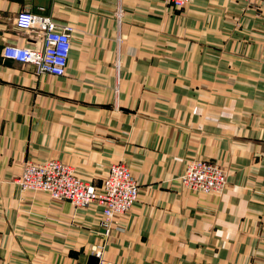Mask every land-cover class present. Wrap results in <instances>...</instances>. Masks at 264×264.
I'll use <instances>...</instances> for the list:
<instances>
[{
    "label": "crops",
    "instance_id": "obj_1",
    "mask_svg": "<svg viewBox=\"0 0 264 264\" xmlns=\"http://www.w3.org/2000/svg\"><path fill=\"white\" fill-rule=\"evenodd\" d=\"M24 8L71 27L66 74L4 59ZM58 159L101 184L129 165L139 198L109 228L17 182ZM220 192L184 188L189 159ZM264 264V4L247 0H0V264Z\"/></svg>",
    "mask_w": 264,
    "mask_h": 264
},
{
    "label": "built area",
    "instance_id": "obj_2",
    "mask_svg": "<svg viewBox=\"0 0 264 264\" xmlns=\"http://www.w3.org/2000/svg\"><path fill=\"white\" fill-rule=\"evenodd\" d=\"M166 1L178 8L190 2V0ZM250 1L259 5L264 4V0ZM15 29L20 34L28 33L36 36L42 46L41 48H31L14 43L4 44L1 51V56L4 59L32 65L37 74L49 73L59 77L66 74L72 45L71 27L69 25L24 8L16 17ZM56 160L57 162L50 161L45 165H40L41 163L38 162H27L24 167L26 170H23L16 179L17 182L20 181L23 190L46 191L53 198L69 200L76 208L87 206L92 201L101 203L104 215V221L101 225L104 227L111 224L110 218L113 214L128 212L135 200L139 198V186L135 179L127 180L125 183L118 181L120 178H125L130 172L123 162L116 163L101 184H91L76 180L69 167L65 164L66 169L58 163L64 164L63 162ZM189 163L191 164L185 166L183 174V176H188L189 185L181 179V182L186 186L206 193L219 192L224 189L225 184L222 185L221 180L224 179L226 182L225 172L218 163L201 159L191 160ZM102 249V246H97L94 251L99 263L109 264L105 260Z\"/></svg>",
    "mask_w": 264,
    "mask_h": 264
},
{
    "label": "bare ground",
    "instance_id": "obj_3",
    "mask_svg": "<svg viewBox=\"0 0 264 264\" xmlns=\"http://www.w3.org/2000/svg\"><path fill=\"white\" fill-rule=\"evenodd\" d=\"M164 1H166V0H164ZM191 1V0H190ZM166 2H168V1H166ZM170 3V2H169ZM187 5V4H186ZM185 5V6H186ZM184 7V6H183ZM39 48H41V47H39ZM50 161H53V162H57V160L56 159H52V160H48V161H45V162H42L40 165H45V164H47V163H49ZM61 161V160H60ZM32 162V161H31ZM61 162H63V161H61ZM59 164H61L62 166H64L65 168H66V165L69 167V169L71 170V172H72V174L74 175L73 177L76 179V180H78L79 182H81V181H83V182H86V183H91V184H94V183H92V182H89V181H85V180H82L81 178H79V177H77L75 174H74V172H73V169L70 167V165L69 164H67V163H65V162H63L64 164H62V163H60V162H58ZM118 163V162H117ZM124 163V162H123ZM66 164V165H65ZM128 168H129V170H130V172H128V174L125 176V178H120V179H118V181H120L121 183H125V181H127V180H133V179H135L136 180V183H137V185L139 186V192H140V185H139V182L137 181V179L135 178V176L133 175V173H132V171H131V169H130V167H129V165L128 164H126V163H124ZM191 164V163H190ZM189 164V165H190ZM116 165V163H114V164H112L111 166H110V168H109V170H108V172H110L111 171V169L114 167ZM25 167V166H24ZM223 168V167H222ZM67 169V168H66ZM25 170H26V168H25ZM24 170V171H25ZM223 170H224V168H223ZM67 172L70 174V175H72L71 174V172L69 171V170H67ZM224 172H225V170H224ZM118 173V172H117ZM107 176V175H106ZM105 176V177H106ZM225 180H226V182L224 181V179H222L221 180V183H222V185H224L225 184V186H226V184H227V173L225 172ZM117 181V180H116ZM184 182L186 183V184H188L189 185V181H188V176L187 175H185L184 176ZM211 185V184H210ZM186 186V185H185ZM188 187V186H187ZM189 188V187H188ZM195 190H198V189H195ZM198 191H201V190H198ZM212 192H216V191H212ZM220 192V191H219ZM207 193H211V192H207ZM138 200V198L135 200V202L133 203V205L136 203V201ZM91 203H96L95 201H92ZM97 204H99L101 207H102V210H103V206H102V204L101 203H97ZM90 205V204H89ZM89 205H87V206H89ZM132 205V206H133ZM132 206H131V208H132ZM130 208V209H131ZM129 209V210H130ZM104 216V215H103ZM114 216V214L111 216V218H110V222H111V219H112V217ZM102 221H104V217H103V219H102ZM102 221H101V223H102ZM111 224H112V222H111ZM111 224L109 225V226H111ZM102 226V225H101ZM109 226L108 227H104V226H102L103 228H109Z\"/></svg>",
    "mask_w": 264,
    "mask_h": 264
},
{
    "label": "rangeland",
    "instance_id": "obj_4",
    "mask_svg": "<svg viewBox=\"0 0 264 264\" xmlns=\"http://www.w3.org/2000/svg\"><path fill=\"white\" fill-rule=\"evenodd\" d=\"M249 3H250V5H254V6H259V4L258 3H256V2H254V1H250V0H247ZM191 2V1H190ZM189 2V3H190ZM188 3V4H189ZM199 158H197V159H189V160H187L186 161V164H185V166L188 164H190L189 162L192 160H198ZM201 160H205V161H209V160H206V159H202V158H200ZM28 162H30V161H28ZM32 162H35V161H32ZM122 162V161H121ZM210 162H214V161H210ZM66 163V162H65ZM214 163H217V162H214ZM68 164V163H67ZM121 164H123V163H121ZM219 164V163H218ZM220 165V164H219ZM221 167H222V165H220ZM70 167L72 168V166L70 165ZM73 169V168H72ZM23 170H24V167H23ZM23 170H22V172H23ZM184 171H185V167L183 168V170H182V172H181V174H180V178H179V180H180V184L184 187V188H188L187 186H185V184L183 183V182H181V179H182V181H184V176H183V174H184ZM73 172H74V174H75V171L73 170ZM76 175V174H75ZM77 176V175H76ZM183 176V177H182ZM78 177V176H77ZM18 184L20 185V187H21V184H20V181L18 182ZM22 188V187H21ZM26 190H30V189H26ZM191 190H195V189H193V188H191ZM198 191V190H197ZM201 192H204V191H201ZM102 221V220H101ZM100 224H101V222H100ZM100 264V263H99Z\"/></svg>",
    "mask_w": 264,
    "mask_h": 264
}]
</instances>
